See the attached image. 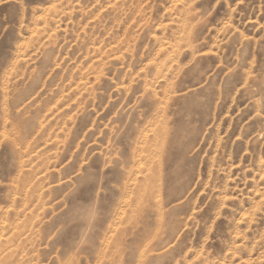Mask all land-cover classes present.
Wrapping results in <instances>:
<instances>
[{
    "label": "rangeland",
    "instance_id": "1",
    "mask_svg": "<svg viewBox=\"0 0 264 264\" xmlns=\"http://www.w3.org/2000/svg\"><path fill=\"white\" fill-rule=\"evenodd\" d=\"M0 264H264V0H0Z\"/></svg>",
    "mask_w": 264,
    "mask_h": 264
}]
</instances>
